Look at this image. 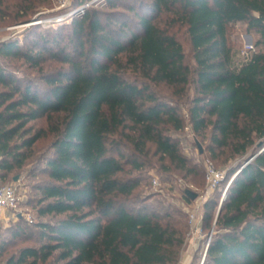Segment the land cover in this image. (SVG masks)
<instances>
[{
	"label": "trees",
	"instance_id": "1",
	"mask_svg": "<svg viewBox=\"0 0 264 264\" xmlns=\"http://www.w3.org/2000/svg\"><path fill=\"white\" fill-rule=\"evenodd\" d=\"M128 10L131 24L86 10L60 42L0 44L1 58L35 71L21 77L0 62V181L43 177L33 186L37 235L15 234L36 244L5 264H179L188 215L150 203L161 194L146 196L143 178L123 176L152 154L198 181L172 136L185 128L181 105L159 96V84L188 100L192 131H209L212 158L234 164L224 200L203 205L202 264H264V0H150L145 12ZM235 23L257 35L251 51L231 45ZM176 25L186 28L193 67Z\"/></svg>",
	"mask_w": 264,
	"mask_h": 264
},
{
	"label": "rangeland",
	"instance_id": "2",
	"mask_svg": "<svg viewBox=\"0 0 264 264\" xmlns=\"http://www.w3.org/2000/svg\"><path fill=\"white\" fill-rule=\"evenodd\" d=\"M109 0H0V44L5 41L17 40L20 46L24 47L28 41L33 39H42L44 44L52 41L55 38L58 42L71 36L74 29V21L81 17L86 10H95L103 17L117 16L121 22H129L134 18V12L128 8L135 6L139 12L146 11V5L150 4V0H112L114 6L108 4ZM162 25L168 24L166 18L160 17L159 22ZM133 25V24H132ZM179 42L182 44L186 63L191 67L195 65L193 59L192 45L189 40L186 28L182 25H176L174 30ZM228 34L231 45L239 51L246 52L249 46H254L257 35L248 32L247 27L243 23H235L229 26ZM0 62L9 65V69L14 71L18 76H34L35 71L29 68L22 61L4 60L0 57ZM49 64V63H48ZM59 63L53 62L51 68L61 67ZM127 77L132 79H142L139 75L127 71ZM153 89L157 94L166 99L177 101L181 105V115L185 119V128L179 132H172V136L179 142L181 152L189 158L190 166L197 167L200 172L196 183L192 181V176L185 177V171L175 168L167 161H159V156L150 157L146 160L145 165L140 171L132 170L130 165H126V171L123 176L141 177L142 183L139 190H144V195L160 193V197L150 200V203L156 204L157 201L178 208L188 215L189 231L186 237V242L182 249V257L179 264H202L205 256V248L209 237L206 238V233L202 231V227L197 231V225L201 222L203 216L205 201L210 197H215L220 201L225 192V188L230 184L232 177L227 180L230 170L234 167L233 162H228L226 166H221L212 158L209 150V131L203 135L196 136L189 123L188 118V100L186 98H173L172 89L163 84L153 85ZM191 94V93H190ZM43 123L37 124V128ZM112 138H116V135ZM48 140L41 141L40 147H45ZM200 148L203 153H200ZM153 153V152H152ZM213 166L225 173V178L222 184L208 195L206 200L199 197L205 194L206 189V165ZM18 181L1 182L3 185H13L16 188L18 197L20 198V208L25 214L20 217L21 222L13 219L11 212L2 213L0 211V242H7L5 251L0 252V264H5L6 260L16 253L24 245H35L36 241H26V239L17 236L18 229L23 230V234L27 237L37 235V229L34 227L38 218L37 210L34 208L35 192L33 186L43 180V177H26L24 174H16ZM154 181L157 184H154ZM190 190L198 194L195 200L186 202L183 197L186 191ZM217 208L214 209V213ZM6 214V215H5ZM194 216L191 222V216ZM202 225V223H201ZM37 240V239H35ZM14 242H17L15 244ZM16 245V246H14Z\"/></svg>",
	"mask_w": 264,
	"mask_h": 264
},
{
	"label": "built area",
	"instance_id": "3",
	"mask_svg": "<svg viewBox=\"0 0 264 264\" xmlns=\"http://www.w3.org/2000/svg\"><path fill=\"white\" fill-rule=\"evenodd\" d=\"M253 46H249L251 51ZM246 51V52H248ZM225 178V173L221 170L216 169L213 164L209 163L206 165V189L205 194L199 198L206 200L208 195L214 192L221 182ZM154 184H157L154 181ZM20 198L17 195L16 188L13 185H3L0 184V211L2 213L11 212L13 214V219L18 220L20 217H24V213L20 208ZM194 216H191V222H193ZM201 229V222L197 225V231Z\"/></svg>",
	"mask_w": 264,
	"mask_h": 264
},
{
	"label": "water",
	"instance_id": "4",
	"mask_svg": "<svg viewBox=\"0 0 264 264\" xmlns=\"http://www.w3.org/2000/svg\"><path fill=\"white\" fill-rule=\"evenodd\" d=\"M200 153H203V151H202V149L200 148ZM254 158V156L253 157H251V158H249L246 162H245V164H247L249 161H251L252 159ZM234 179V178H233ZM232 179V180H233ZM232 180H231V182H232ZM13 181H18V177H15L14 179H13ZM230 182V183H231ZM186 194L190 197V199L191 200H195L197 197H198V194L197 193H195V192H192V191H190V190H187L186 191ZM225 196H226V192L224 193V196H223V198H222V201L224 200V198H225ZM221 204H222V202H221ZM219 211H220V208H219ZM218 211V212H219ZM218 215V214H217Z\"/></svg>",
	"mask_w": 264,
	"mask_h": 264
},
{
	"label": "crops",
	"instance_id": "5",
	"mask_svg": "<svg viewBox=\"0 0 264 264\" xmlns=\"http://www.w3.org/2000/svg\"><path fill=\"white\" fill-rule=\"evenodd\" d=\"M6 215V214H5Z\"/></svg>",
	"mask_w": 264,
	"mask_h": 264
}]
</instances>
